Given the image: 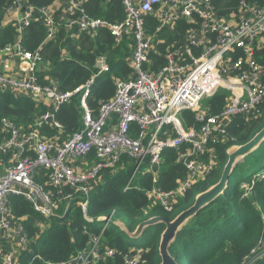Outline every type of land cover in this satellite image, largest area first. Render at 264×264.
<instances>
[{
	"label": "built area",
	"instance_id": "1",
	"mask_svg": "<svg viewBox=\"0 0 264 264\" xmlns=\"http://www.w3.org/2000/svg\"><path fill=\"white\" fill-rule=\"evenodd\" d=\"M86 1L54 0L50 6L35 8L26 0H6L3 8L4 16L11 17L16 36L13 43L0 46V90L42 102L47 111L28 131L13 120H0V249L4 250L0 264H17L14 244L18 251L28 245L25 228L14 220L9 208L11 196L23 198L38 216L48 219L62 201L69 203L71 195L63 193L65 188L74 189L80 194L78 206L83 219L88 224L100 223L103 232L110 222L88 218L89 187L84 183L105 166L98 164L85 177L76 172L75 160L94 156L111 166L122 157L135 159L137 165L124 191H138L133 181L145 159L141 161L142 157L149 160L147 171L154 184V167L161 163L162 154L175 150L176 162L185 169L176 189L166 192L153 187L144 193L151 205L169 210L214 169L213 148L226 139V125L236 116L260 115L264 64L258 62L256 54L264 50V8L242 1L236 14L223 18L211 0H120L124 18L110 23L91 17L84 8ZM146 16L157 22L154 36L144 31ZM37 20L45 30L46 41H55L61 31L74 43L82 38L93 41L102 31L109 32L116 46L131 38V53L126 58L131 68L129 78L114 79V95L99 100L95 112L86 104L92 80L72 93L60 92L50 75L40 82L38 74L46 71L38 72L43 65L40 55L25 51L21 45L24 30ZM180 23L188 25L186 45L166 50L163 68L151 71L153 37L161 30L176 34ZM13 62L20 76L13 74ZM93 67L97 75L109 71L101 55L96 56ZM219 90L229 93L227 105L218 116H207L200 111V103ZM79 93L83 111L79 132L61 142L40 136L42 128L61 131L55 114ZM183 111L197 114L199 124L185 128L180 121ZM46 186L54 191L46 190ZM84 232H88L86 228ZM113 256L112 249L101 248L99 237L92 236L88 246L67 264H103ZM122 258L123 264H137L139 255L128 253Z\"/></svg>",
	"mask_w": 264,
	"mask_h": 264
},
{
	"label": "trees",
	"instance_id": "2",
	"mask_svg": "<svg viewBox=\"0 0 264 264\" xmlns=\"http://www.w3.org/2000/svg\"><path fill=\"white\" fill-rule=\"evenodd\" d=\"M26 1L35 8H41L50 6L54 0ZM242 1L264 8V0H211L223 18L236 14ZM5 3L6 0H0V46L13 43L16 36L12 23L1 25ZM84 8L91 17L102 18L110 23H117L124 18L120 0H87ZM144 19V31L154 36L156 20L149 16ZM187 29V24L180 23L176 34L161 30L153 37L155 52L151 54L154 61L151 71L157 72L163 68L165 60L162 55L166 50L172 49V46L183 48L186 45L184 34ZM132 44L131 38H125L120 45H114L108 31H102L93 41L82 38L80 42L74 43L62 31L55 41H46L45 30L38 20L33 21L21 37L22 48L27 52H38L46 67L45 73L38 74L40 82H43L45 75H50L59 85L60 92L72 93L89 80L93 81L86 100L92 112H95L99 100H108L114 95V79L129 78L131 68L126 58L131 53ZM98 55L104 56L109 66L108 72L99 75L93 67ZM256 56L258 62L264 64V50ZM81 95H74L55 114L56 121L62 127L61 131L42 128L40 136L61 142L76 135L82 128ZM229 97V93L219 90L213 96L203 99V109L207 116H218L226 107ZM258 109L260 115L257 118L236 116L226 125V139L213 148L214 169L198 180L171 209L164 210L151 205L144 194L153 187L166 192L173 191L185 176L184 167L176 162V151L166 150L162 154L161 163L154 167L157 172L154 184L151 173L147 171L149 160L147 157L144 159L138 170L140 173L136 174L133 181V185L139 187L138 191H124L137 161L122 157L118 163L124 166L122 171L106 173L99 182L89 186L88 218L123 223L130 233L135 232L140 223L152 218L172 220L189 209L197 195L205 193L219 182L227 160L226 150L233 145L248 143L264 128V102ZM46 111L47 106L42 102L0 90V120H13L17 126L28 131ZM196 115L190 111L181 112L182 125L185 128L198 125ZM87 160L96 159L89 156ZM46 190L54 191L49 186H46ZM63 193L71 195L69 205L64 201L66 203L63 202L54 216L48 219L38 216L23 198H9L8 204L14 220L25 228L28 237L26 249L17 253V264H67L88 246L92 236L99 237L101 248L114 251V256L103 264H123L122 256L128 253L139 255L137 264H161L158 244L163 225L146 229L138 240L126 241L124 234L114 226L101 232L100 223L88 224L78 206L80 194L75 193L74 189L66 187ZM117 214L120 219L116 217ZM169 253L177 264H264V141L236 165L224 192L204 205L178 233ZM3 254L2 248L0 259Z\"/></svg>",
	"mask_w": 264,
	"mask_h": 264
},
{
	"label": "water",
	"instance_id": "3",
	"mask_svg": "<svg viewBox=\"0 0 264 264\" xmlns=\"http://www.w3.org/2000/svg\"><path fill=\"white\" fill-rule=\"evenodd\" d=\"M264 141V128L256 134L248 143L236 146L233 145L226 150L227 160L223 168L219 182L205 193L195 197L194 204L187 210L177 215L172 220L164 217H156L144 221L138 225L135 232L130 233L127 227L120 222H114L112 225L120 232L124 233L131 240H138L143 232L157 225H163L164 229L160 234L158 244L161 264H177L169 253L170 246L175 242L178 233L187 225V223L199 212V210L217 195L224 192L229 177L236 165L243 161L248 155L255 151Z\"/></svg>",
	"mask_w": 264,
	"mask_h": 264
},
{
	"label": "rangeland",
	"instance_id": "4",
	"mask_svg": "<svg viewBox=\"0 0 264 264\" xmlns=\"http://www.w3.org/2000/svg\"><path fill=\"white\" fill-rule=\"evenodd\" d=\"M46 69V67L44 66V65H40L39 67H38V72H40V71H42V70H45ZM205 100H203L201 103H200V111L201 112H205V110L203 109V105H204V102ZM146 157L147 156H143L142 157V159H141V161L145 158L146 159ZM96 161H98V162H96ZM98 164H102V165H104L105 167H103L102 169H100L97 173H96V175H94L93 177H91V178H88V180L84 183V184H86V186H91V185H93V184H95V183H97V182H99L103 177H104V174H115V173H117V172H119V171H122L123 169H124V166L123 165H121V164H118V163H116V164H114V165H111V166H109V161H106V162H104V161H99V160H87V161H85V160H81V159H77V160H75V169H76V171H77V173L79 174V175H83V176H85V177H88V175L89 174H91L92 173V170H93V168L94 167H96ZM118 164V165H117ZM143 164V163H142ZM102 170V171H101ZM109 172V173H108ZM140 173V171H138L137 172V174H139ZM63 203V201L60 203V205ZM65 203V202H64ZM116 217L117 218H119L120 219V216L117 214L116 215ZM40 226L42 225V224H39ZM113 225H112V223H110L109 224V228L110 227H112ZM129 226V225H128ZM124 234V233H123ZM124 238H125V240L126 241H131L130 240V238L129 237H127L125 234H124ZM14 250H15V252L16 253H20L19 251H18V249H17V244H14Z\"/></svg>",
	"mask_w": 264,
	"mask_h": 264
},
{
	"label": "crops",
	"instance_id": "5",
	"mask_svg": "<svg viewBox=\"0 0 264 264\" xmlns=\"http://www.w3.org/2000/svg\"><path fill=\"white\" fill-rule=\"evenodd\" d=\"M10 23H11V17H9V16H4L1 25H2V26H6L7 24H10ZM17 66H18L17 63H15V62H13V63L11 64L13 74H14V75H17V76H20V75H18L17 73H15V71H16V69H17Z\"/></svg>",
	"mask_w": 264,
	"mask_h": 264
}]
</instances>
